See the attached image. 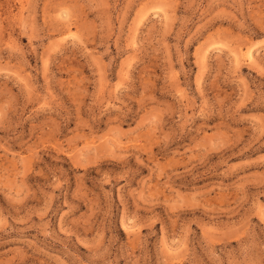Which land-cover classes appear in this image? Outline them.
Here are the masks:
<instances>
[{"label": "rangeland", "instance_id": "rangeland-1", "mask_svg": "<svg viewBox=\"0 0 264 264\" xmlns=\"http://www.w3.org/2000/svg\"><path fill=\"white\" fill-rule=\"evenodd\" d=\"M0 264H264V0H0Z\"/></svg>", "mask_w": 264, "mask_h": 264}, {"label": "bare ground", "instance_id": "bare-ground-1", "mask_svg": "<svg viewBox=\"0 0 264 264\" xmlns=\"http://www.w3.org/2000/svg\"><path fill=\"white\" fill-rule=\"evenodd\" d=\"M250 54L252 55V53L250 52ZM251 60V59H250Z\"/></svg>", "mask_w": 264, "mask_h": 264}]
</instances>
